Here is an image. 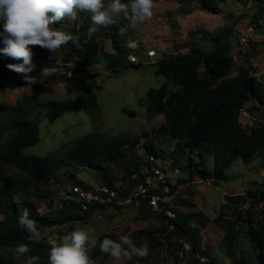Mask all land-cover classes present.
<instances>
[{"label":"rangeland","instance_id":"1","mask_svg":"<svg viewBox=\"0 0 264 264\" xmlns=\"http://www.w3.org/2000/svg\"><path fill=\"white\" fill-rule=\"evenodd\" d=\"M219 12L204 11L200 6V0H155L153 17L144 23H138L134 29L136 47H127L129 56L137 54L142 67L109 70L103 60L92 67L78 64L74 57L60 52L55 67H44L38 72L29 73L37 78V83L29 85L23 79V74L16 79H4L0 76V119L8 115L15 107L16 102L26 105L31 118L38 120L39 140L33 145L24 148V153L43 155H55L59 160L63 154L71 148V145L84 134L91 132L104 136L119 137L126 140L128 150L131 147L129 141L136 136L147 133L135 147L136 154L142 161L145 177H138L131 173L138 183H134L123 169L115 162H108L109 168L116 179L113 180L119 193H116L111 201L117 207L111 205L94 208L87 211V218H74L64 224L46 225L40 228L42 240L46 243V237L50 234H66L80 227H87L92 234L101 240L110 238L118 239V235H131L136 229H153L159 225L157 211L161 208L157 201L144 202L141 191L146 193L153 187L168 191L169 184L181 178L183 173L177 171L170 159H158L149 161L151 168H146L142 142L153 135L154 128L165 122L163 112L149 114L147 112V91L158 87L164 80V76L156 74V62L162 56H174L188 51V47L196 45L203 50L213 47V40L202 38L200 35L189 37L190 29H199L214 33L219 29L221 40L229 44L234 60V67L228 78L236 73V66L246 65L251 67V74L264 86V0H216ZM81 17L76 22L61 25V29L78 26ZM229 28L228 33L226 29ZM104 49L112 51L109 36L99 37ZM153 52L149 56L148 52ZM128 58V57H127ZM100 85L96 93L98 109L94 113H87L83 107L66 112L53 121H49L46 115V99H67L81 91L88 83L90 76ZM172 90L176 89L173 82L168 83ZM246 113H240V120L244 129L250 130L264 120V107L250 112V102L246 101ZM158 138L168 141L166 134H158ZM170 144L172 142L170 141ZM165 145H167L165 143ZM172 148V145H169ZM166 147V146H165ZM208 167L213 166V157L208 154ZM264 150L244 159L237 155L227 170L228 178L225 181H211L210 179L195 178L177 185V190L164 199L172 208L178 211L196 210L204 215V225L193 222L199 227L198 238L201 246L209 251L210 258L214 257L219 264H264L257 260V252L253 249V241L247 239V216L250 215L253 226L264 221V196L259 191L264 189ZM3 174H20L26 172L19 167L5 166ZM73 172L75 179H80L93 189L102 185L103 174L101 170L79 165L76 163H61L57 181L52 179L39 183L43 188L49 187L52 192L43 198L31 196L30 200L35 204L37 212L58 211L63 201L75 200L70 193L71 179L67 173ZM142 183H145L143 185ZM257 194V195H255ZM186 198L193 201V205H178V198ZM147 202V203H146ZM63 209V208H62ZM70 210V208H68ZM73 209V207H72ZM250 209V210H249ZM249 210V211H248ZM78 211V210H77ZM172 211V210H171ZM170 212V211H169ZM2 217V214H0ZM227 231L237 232L231 245L224 243L222 237ZM196 235V234H195ZM163 243L151 244L144 237H138L141 245H147L149 254L144 259L133 257L131 260L114 261L107 255L98 253L95 264H196L200 261L211 264L208 258L198 256L192 251L186 241L178 252V244L182 240L177 234L155 235ZM48 250V245L46 243ZM98 249V248H97ZM0 253L13 258L17 262L23 260L17 257L15 248L1 247ZM231 253V254H229ZM179 255L175 257L174 255ZM196 263H195V262Z\"/></svg>","mask_w":264,"mask_h":264},{"label":"trees","instance_id":"2","mask_svg":"<svg viewBox=\"0 0 264 264\" xmlns=\"http://www.w3.org/2000/svg\"><path fill=\"white\" fill-rule=\"evenodd\" d=\"M216 0H200V6L204 11L219 12ZM107 3L108 0H105ZM128 2V0H122ZM81 23L71 28L62 29L70 34L73 39L58 52H51L40 47H32L33 72H38L44 67H55L60 52L74 57L78 64L92 67L99 60H103L107 69L115 71L124 68L142 67L140 59L134 63L128 57V40H134L135 29L127 20L120 19L114 26L100 27L91 36L87 34L90 25V16L87 13H79ZM68 25L67 20L62 21L55 27ZM127 26L124 36L118 34L120 27ZM3 30V21L0 20V31ZM222 29L210 33L197 28L190 29L189 37L200 35L202 38L213 40L210 50H203L196 45H191L186 52H180L174 56H162L157 62L155 73L164 76L165 80L158 86L147 91V112L151 115L163 112L165 122L156 126L153 135L142 142L143 155L146 157V168H151L149 161L156 162L158 159H170L177 171L183 176L177 178L173 184L166 181L169 186L167 193L160 188L149 189L144 197V202L149 201L153 194H157V203L161 207L157 211L159 225L153 229H136L128 235L137 246L141 245L138 237H144L151 244L160 245L163 242L155 235L177 234L181 237L178 244V252L184 242H188L192 251L198 256L210 259L211 264H219L215 258H210L209 251L201 246L199 231L191 225L192 220H197L204 225V215L200 211H178L169 209L170 206L164 199L177 190V185L195 178L210 179L217 182L228 178L227 170L237 155L244 159L248 156L264 150V120L250 130L244 129L240 120V111L250 102V112L264 107V86L251 74V67L246 65L236 66V73L228 78L234 67V60L229 44L218 36ZM229 33V28L226 29ZM109 36L112 51L103 48L99 37ZM4 47L0 41V48ZM22 60H15L0 53V76L4 79H16L21 74L10 70L8 64H19ZM87 85L73 97L67 99H46V115L49 121H53L66 112L83 107L87 113H94L98 109L96 102L97 89L100 87L89 75ZM173 82L177 87L172 90L168 83ZM38 120L31 118L25 104L16 102L15 107L4 118L0 119V246L15 248L17 243H26L30 248L27 255L39 257V264H47L48 250L46 243L30 242L27 233L18 226V216L22 209L27 208L29 216L36 222L37 228L46 225H60L74 218H87V211L106 206L117 207L114 201L89 203L86 209H81L78 200L63 201L58 211L37 212L35 204L30 200L31 196L43 198L50 194L49 187L43 188L39 183L49 179L58 182L56 174L61 163H76L90 168L103 171L105 184L119 193L113 185L116 179L112 174L108 162L118 164L134 183L131 173L138 177H145L142 161L136 154L135 147L140 140L148 136L143 133L136 136L129 143L128 150L126 140L121 136H104L91 132L78 138L68 151L59 160L55 155H43L24 153V148L33 145L39 140ZM158 134H166L168 141L158 138ZM170 141L172 144H170ZM165 143L167 145H165ZM172 145V148H169ZM166 146V147H165ZM213 157L212 168L208 167V154ZM19 167L26 172L25 175L3 174L5 166ZM71 183L82 185L85 189L91 188L80 179H75V174H66ZM145 185V183H142ZM264 196V189L259 191ZM257 195V194H255ZM143 198V197H142ZM147 203V202H146ZM178 205H193V201L186 198H178ZM73 207V209H72ZM63 208V209H62ZM70 208V210L68 209ZM78 210V211H77ZM250 210V209H249ZM248 210V211H249ZM166 211L173 213V216ZM248 231L247 239L253 241V249L257 252V260L264 262V221L253 226L250 215L247 216ZM196 234V235H195ZM237 232L227 231L221 238L224 243L232 246ZM99 249L91 253L95 261ZM231 254V253H229ZM179 257V255H174ZM21 262L0 253V264H25L26 256ZM195 262V261H194ZM197 262V263H196ZM196 264H204L196 261ZM95 264V262H94ZM99 264V263H98ZM146 264V263H138Z\"/></svg>","mask_w":264,"mask_h":264},{"label":"clouds","instance_id":"3","mask_svg":"<svg viewBox=\"0 0 264 264\" xmlns=\"http://www.w3.org/2000/svg\"><path fill=\"white\" fill-rule=\"evenodd\" d=\"M155 0H0V20L3 30L0 41L4 47L0 53L15 60L19 64H8L7 67L18 74L29 85L37 83V78L29 75L33 71L32 47H40L51 52H58L73 37L55 27L62 21L76 22L79 13L90 16V27L87 34L91 36L100 27L114 26L122 18L132 27L138 23L149 21L153 17ZM127 26L120 27L118 34L124 36ZM128 47L135 48L130 42ZM18 226L27 233V240L40 242L42 233L36 222L30 218L27 208L18 216ZM48 245L47 264H94L91 253L99 249L114 261L131 260L133 257L144 259L149 254L147 245L137 246L128 235H118L117 240L100 239L87 227L75 228L66 234H50L46 237ZM30 248L26 243H17V257L26 256L25 264H39V257L27 255Z\"/></svg>","mask_w":264,"mask_h":264},{"label":"built area","instance_id":"4","mask_svg":"<svg viewBox=\"0 0 264 264\" xmlns=\"http://www.w3.org/2000/svg\"><path fill=\"white\" fill-rule=\"evenodd\" d=\"M154 52V51H153ZM152 51L148 52L149 56H152L154 53ZM128 59L131 62L136 63L139 58L137 56V54L135 55H128ZM246 113V109L245 107L241 108L240 113ZM264 172V170H263ZM70 193H72V195L74 196V198L76 200H78L80 202V208L81 209H86L89 205V203L92 202H104L107 200H111L114 195L117 193V191L115 189H112L111 187L102 184L98 187V189H93V188H89V189H85L82 185L77 184V183H71V187H70ZM153 195H157V194H153ZM152 195V196H153ZM141 197H146L145 193L141 191ZM152 196L150 198H152ZM158 198V195H157ZM150 200V199H149ZM157 201L156 198H152V200L150 202L155 203ZM168 215L173 216V213L166 211Z\"/></svg>","mask_w":264,"mask_h":264},{"label":"crops","instance_id":"5","mask_svg":"<svg viewBox=\"0 0 264 264\" xmlns=\"http://www.w3.org/2000/svg\"><path fill=\"white\" fill-rule=\"evenodd\" d=\"M188 211H190V210H188ZM194 211H196V210H194ZM184 212V211H183ZM193 222H199V221H197V220H192L191 221V225L193 226V227H195L199 232H200V229H199V227H196L195 225H193ZM200 223V222H199Z\"/></svg>","mask_w":264,"mask_h":264}]
</instances>
